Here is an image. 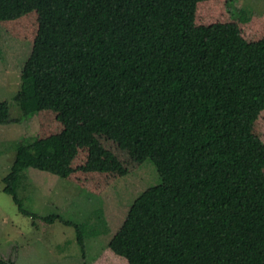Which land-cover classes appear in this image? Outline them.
I'll return each mask as SVG.
<instances>
[{
	"label": "trees",
	"instance_id": "obj_1",
	"mask_svg": "<svg viewBox=\"0 0 264 264\" xmlns=\"http://www.w3.org/2000/svg\"><path fill=\"white\" fill-rule=\"evenodd\" d=\"M230 1L0 0L3 33L32 43L20 116L0 100V124L37 122L3 178L18 210L60 218L23 205L27 168L97 194L147 158L160 178L82 264H264V7ZM60 220L84 257L100 228Z\"/></svg>",
	"mask_w": 264,
	"mask_h": 264
},
{
	"label": "rangeland",
	"instance_id": "obj_2",
	"mask_svg": "<svg viewBox=\"0 0 264 264\" xmlns=\"http://www.w3.org/2000/svg\"><path fill=\"white\" fill-rule=\"evenodd\" d=\"M227 6L234 17L241 15L240 9L242 17H247L261 12L264 0H231ZM31 48L30 41L4 34L0 27V100L9 102L10 117L21 114L13 96L20 87L21 69ZM36 128L34 116L0 124V255L14 264H82L93 260L119 229L135 198L160 182L156 168L147 158L138 169L118 178L100 194L47 171H23L17 192L27 209L38 215L57 213L61 219L86 223L88 229L100 228L97 234L89 232L85 236L82 257L73 224H65L60 218L49 223L32 219L20 212L12 196L3 190V178L11 169L17 143L28 139ZM99 214L106 229L98 224Z\"/></svg>",
	"mask_w": 264,
	"mask_h": 264
}]
</instances>
